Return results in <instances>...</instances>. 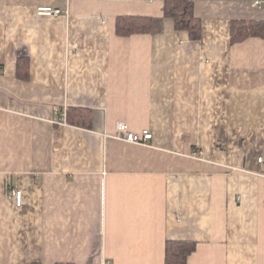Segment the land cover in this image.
I'll return each mask as SVG.
<instances>
[{
  "label": "crops",
  "instance_id": "crops-1",
  "mask_svg": "<svg viewBox=\"0 0 264 264\" xmlns=\"http://www.w3.org/2000/svg\"><path fill=\"white\" fill-rule=\"evenodd\" d=\"M165 1L0 0V264H165L168 241L197 244L187 264H264V39L231 43L264 0H191L197 41ZM124 16L152 33L118 36Z\"/></svg>",
  "mask_w": 264,
  "mask_h": 264
},
{
  "label": "trees",
  "instance_id": "trees-1",
  "mask_svg": "<svg viewBox=\"0 0 264 264\" xmlns=\"http://www.w3.org/2000/svg\"><path fill=\"white\" fill-rule=\"evenodd\" d=\"M164 16L173 20L177 32H186L190 40L197 41L202 38V21L196 17L194 4L191 0H166ZM153 21L149 17H119L116 21V33L121 37H130L139 34H151ZM249 37L264 39V22L235 20L232 23L231 43L242 42ZM28 59H20L18 63V76L28 78ZM89 111L70 109L67 113V122L72 126L89 127ZM195 242L168 241L166 243L165 264H187L189 257L196 251ZM42 264V263H32ZM72 264V263H56Z\"/></svg>",
  "mask_w": 264,
  "mask_h": 264
},
{
  "label": "built area",
  "instance_id": "built-area-1",
  "mask_svg": "<svg viewBox=\"0 0 264 264\" xmlns=\"http://www.w3.org/2000/svg\"><path fill=\"white\" fill-rule=\"evenodd\" d=\"M252 6L254 8H261V2L255 1L252 4ZM37 13L40 16H58L62 13V11L58 9L39 8L37 9ZM62 119H64V123H65V115H64V118ZM114 137L115 139L125 142V143L140 145V146H145V147L151 146V143L153 141V134L149 129H144L142 130L141 133H134L129 130L128 125L126 123L117 124L116 133ZM191 157L194 159H197L200 157V154L194 153ZM259 160L260 162H264L263 158ZM12 194L17 199L18 203H21L22 192L14 190ZM104 264H108V263H104Z\"/></svg>",
  "mask_w": 264,
  "mask_h": 264
},
{
  "label": "rangeland",
  "instance_id": "rangeland-1",
  "mask_svg": "<svg viewBox=\"0 0 264 264\" xmlns=\"http://www.w3.org/2000/svg\"><path fill=\"white\" fill-rule=\"evenodd\" d=\"M13 193V192H12ZM13 195V194H12Z\"/></svg>",
  "mask_w": 264,
  "mask_h": 264
}]
</instances>
